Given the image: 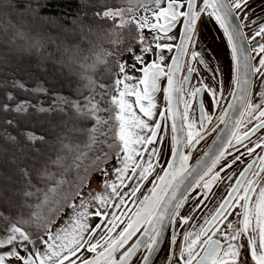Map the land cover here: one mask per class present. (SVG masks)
Returning <instances> with one entry per match:
<instances>
[{"label": "snow or ice", "instance_id": "6c2138e0", "mask_svg": "<svg viewBox=\"0 0 264 264\" xmlns=\"http://www.w3.org/2000/svg\"><path fill=\"white\" fill-rule=\"evenodd\" d=\"M48 7L49 0H0V48L22 58L35 57L37 63L50 61L69 87L76 85L71 97L53 92L47 107L30 101L14 108L0 105V110L25 117L6 122L15 126V135L0 133L10 146L0 145V167L9 165L7 171H0V264H155L153 257L164 243L169 250L161 258L163 264H264V155L257 153V149L264 152V133L257 135L264 130V91L255 93L258 102L252 91L253 76L259 77L264 89V43L257 39H264V0H99L90 15L78 10L70 20L48 15ZM208 21H215L230 49L233 100L215 117L227 126V137L210 155V163L198 160L192 168L188 165L191 152L184 149L194 148L215 129L206 127L213 116L203 102L197 127L190 116L191 100L181 93L196 98L206 92L213 111L224 98L223 82L220 91L203 79L198 86L190 84L192 74L199 75L193 61L215 79V70L195 50L199 26ZM245 27L253 29L251 37L243 31ZM124 30L126 39L110 40L112 51L96 53L86 63L89 57L84 53L94 46L91 37H120ZM175 30L179 43H174ZM165 49L176 51L167 70L162 66ZM189 52L188 74L177 80ZM253 60H258V66ZM136 72L142 75L137 77ZM162 78L167 79L162 89L167 117L173 121L168 153L154 146L165 141L158 135L162 122L154 119L155 94L161 91ZM134 80L135 84L130 83ZM13 87L49 91L39 85L29 90L22 81H14ZM12 99L8 93L6 100ZM181 102L184 111H174V103ZM230 111L238 115L233 117ZM53 116L61 119L53 122ZM159 116L165 117V111H159ZM85 122L90 126L85 127ZM79 134L86 135L82 147L87 151L74 142ZM99 145H106L107 151ZM245 156L251 163L239 172L223 202L199 230L183 232L179 244L175 232L165 241L166 227L187 225L193 219L181 215L185 204L196 201L190 212L204 205L214 184L233 179L221 173L238 161L245 163ZM154 173L155 180H150ZM93 181L103 191H94ZM144 181L153 187L150 195L140 199L137 193H142ZM194 189L203 191L190 196ZM133 197L138 207L129 216L125 209ZM26 208L30 211L25 212ZM230 216L236 220H229ZM61 220L65 223L60 224Z\"/></svg>", "mask_w": 264, "mask_h": 264}, {"label": "flooded vegetation", "instance_id": "af4514ba", "mask_svg": "<svg viewBox=\"0 0 264 264\" xmlns=\"http://www.w3.org/2000/svg\"><path fill=\"white\" fill-rule=\"evenodd\" d=\"M247 37H251L253 34V29H250L248 27H245L243 29ZM259 43H264V39L257 38ZM171 43V42H170ZM173 43V42H172ZM222 44L220 41L217 39L213 31L209 28V26L205 23H201L199 26V40L196 44L195 50L201 53V56L209 63V66L211 69L215 70V79L213 80V74L210 72H207L204 68L203 65L199 64L196 61H193V66L199 70V75L196 73L192 74V78L190 80V84L194 86L199 85V81L201 79L204 80L205 84H210L213 88L217 89V91L221 90V82H223V99L220 100L219 105L215 108L213 111L211 107V98L207 95L206 92L201 93L198 97L196 98H191L188 97L187 92H182L181 95L183 96L184 99L191 100L192 103V108L190 109V116L192 119L197 121V127L199 126L198 121H199V104L203 102L205 106V110L209 112L213 116V120L210 124H206V127L208 129H215V130H209L206 135H204V138L200 141L199 144L195 145L194 148H192L191 156L190 159L193 161L196 159L207 147L208 143L211 142V139L214 137L216 132L220 129V125L217 123L216 116H218L222 110V107L225 105L227 98H228V90H229V75H230V62L228 55L224 48L221 46ZM191 51V50H190ZM164 56H165V61L164 65H167L169 56L167 55L166 51H164ZM251 55L255 56L256 53H252ZM190 58V52L189 56L185 57V62L184 66L182 69V74H181V80L183 76L187 75V60ZM151 59H155V57H151ZM252 64L254 66H258V60H253ZM164 84V82H163ZM253 99L255 101H259V97L255 96V93L264 91L260 87V79L258 76H253ZM162 101V97H161ZM162 102H160V107L159 110L161 109ZM184 111V104L181 102L180 103V112L182 113ZM255 123V121H253ZM251 127V125H249ZM186 131V130H185ZM162 129L159 133V136H162ZM264 133V130H261L260 133L257 135H260ZM253 140L257 139L256 136L252 137ZM247 143V141H245ZM163 143H157L155 147H162L164 153H166V148H164ZM190 149L186 148L185 152H189ZM241 151H244L243 148L240 149ZM229 151L233 152V155H235V149H229ZM257 153L264 155V152H261L260 149H257ZM166 158V156H164ZM227 159L230 161L232 159V156L227 157ZM245 163H240L239 161L237 164L233 165L231 169H226L225 172L221 173V177H226L227 174H231L233 176L232 180L228 179H223L221 181H218L214 187L212 188L211 193H209L208 198L205 200L204 205H202L200 208L196 209L194 212H190V209L196 201L194 200H189L183 209H181V215L183 216H188L191 215L193 219L189 220L187 225H182V226H175L173 225V228L170 232H175L177 234V243H181L183 241V232L187 231H198L199 226L204 224L205 218L214 211L216 207H218L219 203L223 201V198L227 196L228 190H229V185L235 184V179L239 177V172L243 170L244 167H246L247 163H251V159L247 156L244 158ZM161 160V164H162ZM155 163V161H153ZM224 163V161H221V164ZM220 165H217V168L215 170H219ZM157 172L160 173V169L158 167ZM156 176H153L151 180H155ZM207 179V177L205 178ZM152 183L149 181L147 182V186L144 189V192L141 196L140 199L143 198V195H146L149 192V189L152 187ZM202 189H195L193 193H191L190 196H195L197 192H202ZM198 199H202V196L199 197ZM240 209L237 208L235 211H239ZM229 211H233V209H229ZM229 220L235 221L236 217L235 216H230ZM223 227V226H221ZM170 234L165 238V241L170 239ZM173 249L176 247V245L171 246ZM162 251L157 253L155 258L153 259L155 264H163L162 262V257L164 256L165 252L169 250V246L167 243H164L161 247Z\"/></svg>", "mask_w": 264, "mask_h": 264}, {"label": "trees", "instance_id": "16d2710c", "mask_svg": "<svg viewBox=\"0 0 264 264\" xmlns=\"http://www.w3.org/2000/svg\"><path fill=\"white\" fill-rule=\"evenodd\" d=\"M96 7H99V0H87V6L85 7V0H49V7L47 13L50 16H64L67 19H71L72 16L78 11H87L89 15ZM120 38H127V32L124 30L120 37L115 35L101 34L100 36H93V48L84 53L89 59L86 63H91L96 53L104 55L106 51H112L114 45L109 43L110 40H116ZM88 47L87 45L85 46ZM52 50V49H50ZM111 61V57L108 58ZM6 61V62H5ZM58 67V66H57ZM103 65L100 66V71H103ZM82 71V69H77ZM66 76V73H65ZM14 81H22L26 84L29 90L35 89L38 85L44 89H48V92H32L24 91L19 88L13 87ZM75 83L69 87L67 79L62 77L60 73L54 70L53 64L50 61L43 63H37L35 57H20L15 53L8 52L6 48H0V105L8 103L10 108H14L15 105L22 101H30L32 104L42 103L45 107L52 101V93L59 92L64 96H73L75 90ZM11 93L13 99L11 101L6 100V95ZM87 95V92H85ZM32 109H30V112ZM25 117L17 114L13 111L0 110V133L4 131L16 134L15 126H9L6 122L8 120L22 121ZM53 122L61 119L60 116L50 117ZM33 122L36 121V117H30ZM41 120L49 119V117H40ZM79 127V125H77ZM85 127L90 126L89 122H85ZM47 127V125H45ZM39 131V125H37ZM86 141V135L79 134L74 138V142L81 144V150L87 151L82 147ZM0 145L10 148L5 141L0 138ZM8 157L11 156V151L8 152ZM7 159V157L5 158ZM9 165L5 163L3 167H0V171H7ZM30 203L33 205L36 200L33 198ZM34 210V209H32ZM30 209H25V212Z\"/></svg>", "mask_w": 264, "mask_h": 264}, {"label": "water", "instance_id": "95a60500", "mask_svg": "<svg viewBox=\"0 0 264 264\" xmlns=\"http://www.w3.org/2000/svg\"><path fill=\"white\" fill-rule=\"evenodd\" d=\"M206 24L209 26V28L211 29V31H213V33L215 34V36L217 37V39H218V40L220 41V43L222 44L221 46H222V47L224 48V50L226 51V53H227V55H228V58H229V62H230V75H229V90H228V98H227V101H226L225 105L222 107L221 112H223L224 109L228 107V104H229L230 102H232V100H233V97L230 95V91H231V89L234 87V85L231 84V59H230V49H229L228 46H227V42H226V40L223 38V33L220 31V29H219L218 25H216L215 21H208ZM175 31H176V37H177V39L174 41V43H179V31H178V30H175ZM162 42H168V43L171 42V43H172V41H162ZM164 51H166L167 55L169 56V60H168V63H167V64H171V57H172L173 55L176 54L175 49H173L172 52H169L167 49H165ZM124 58H125V57H124ZM184 61H185V58H184ZM183 66H184V64H183ZM183 66H182L181 69L176 73V79H177V80H181V74H182ZM165 70H167L166 67H165ZM134 75L137 76V77H139V76L142 75V73L136 72V73H134ZM252 81H253V77H252ZM163 82H164V84H163ZM131 83L135 84L136 81H135V80H134V81H131ZM160 86H161V91H159V92H157V93L155 94V103H156L157 107H156V109L154 110L155 113H156L155 116H154V119L161 120V122H162L163 127H162V132H161V133H162V136L165 137V141L163 142V145H161V146H163L164 148H166V150H167L166 153H168V150H169L170 147H171V137H172V135H173V133H172V131H171V126H172L173 121L167 117V111H166V110H167L168 104H167V101H165V99H164V93H163V90H162L164 87L167 86V79H166V78H162V80H161V82H160ZM142 87H143V86L141 85V88H142ZM161 97H162V101H161ZM132 99L134 100V97H133ZM160 102H162V106H161V109L159 110ZM173 110H174V111H179V112H180V103H178V104H177V103H174V105H173ZM136 111H137L138 114H140L138 109H136ZM159 111H165V117L161 118V117L159 116ZM221 112H220V113H221ZM140 115H142V114H140ZM219 115H220V114H219ZM229 115H232V116L234 117L235 115H238V113H232V112L230 111V112H229ZM144 119H147V118L144 117ZM149 123H152V122L149 121ZM176 123H177V126L179 127L181 122H180L179 120H177ZM217 123L220 125V129L216 132V134L214 135V137L211 139V142L208 143L207 147L204 149V151H203V152H202V153H201L196 159H194L193 161H191V159L189 158V160H188V165H189L190 167H192V168L197 167V161H198V160H200V161H202V162L210 163V155L216 151V148L219 146L220 142H221L225 137H227V135H228V129H227V126H226L224 123H220L218 120H217ZM159 133H160V132H159ZM159 133H158V135H159ZM146 134H149V135H150V133H146ZM179 134H180V133H177V135H179ZM218 138H219V139H218ZM213 141H216L217 143L214 144ZM154 146H155V145H154ZM149 147H152V146H149ZM185 149H186V148H185ZM185 149H184V151H185ZM191 150H192V149H190L189 151H191ZM205 153H208V155H205ZM166 158H169V157L166 156ZM155 163H156V162H155ZM155 163H154V164H155ZM158 167H159V166H157L156 171H157ZM160 175H163V173L160 172ZM153 176H155V173L153 174ZM153 176L150 177V180L153 178ZM191 179H192V178L189 177V181H190ZM153 180H154V179H153ZM147 182H148V181H144V182H143V184L141 185L142 193H141V192H138V193H137V197L141 198V196H142V194H143V192H144V189H145V187L147 186ZM187 182H188V181H186V183H187ZM127 183L132 184L133 181H127ZM214 185H215V184H214ZM214 185L212 186V188L214 187ZM152 187H153V185H152ZM152 187H151V188H152ZM194 190H195V189H194ZM194 190H193L191 193H193ZM191 193H190L189 195H191ZM146 195H150V192H148ZM137 197H133L132 200H130V201L128 202L127 209H125L126 211H128V215H129V216H130L131 213L134 212V211L137 209V207H138V200H137ZM202 199H203V197H202ZM133 201H136V202L134 203ZM222 202H223V201H222ZM129 210H130V211H129ZM122 218H123V219H127V217H122ZM172 228H173V225H169L168 227L165 228V230H164V238H166V237L170 234ZM136 238H137V237H134L133 240L129 242V244L133 243V242L135 241ZM162 245H163V244H161L160 247H162ZM126 247H127V246H126ZM138 255H140V254L138 253ZM154 258H155V256L153 257V259H154ZM133 259H136V258L134 257Z\"/></svg>", "mask_w": 264, "mask_h": 264}, {"label": "rangeland", "instance_id": "374dc122", "mask_svg": "<svg viewBox=\"0 0 264 264\" xmlns=\"http://www.w3.org/2000/svg\"><path fill=\"white\" fill-rule=\"evenodd\" d=\"M126 14H127V15H131V13H126ZM133 47H136L137 49H139V45H133ZM130 83H131V82H130ZM131 99H132V98H131ZM98 147H102V148H104L105 151H107V146H106V145H99ZM133 183H134V182H133ZM93 189H94V191H95V190L103 191V189H102L98 184H96L95 181H93ZM59 223H60V224H64L65 221L61 220Z\"/></svg>", "mask_w": 264, "mask_h": 264}, {"label": "bare ground", "instance_id": "6f19581e", "mask_svg": "<svg viewBox=\"0 0 264 264\" xmlns=\"http://www.w3.org/2000/svg\"><path fill=\"white\" fill-rule=\"evenodd\" d=\"M124 59H129L128 57H125Z\"/></svg>", "mask_w": 264, "mask_h": 264}]
</instances>
